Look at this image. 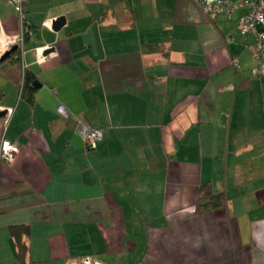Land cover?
<instances>
[{"label": "crops", "instance_id": "crops-1", "mask_svg": "<svg viewBox=\"0 0 264 264\" xmlns=\"http://www.w3.org/2000/svg\"><path fill=\"white\" fill-rule=\"evenodd\" d=\"M244 13L27 0L24 46L1 61L22 22L0 0V141L21 147L0 162V264H264V75ZM27 72L40 83L32 102ZM81 123L103 129L96 148ZM208 183L227 206L199 215Z\"/></svg>", "mask_w": 264, "mask_h": 264}, {"label": "built area", "instance_id": "built-area-1", "mask_svg": "<svg viewBox=\"0 0 264 264\" xmlns=\"http://www.w3.org/2000/svg\"><path fill=\"white\" fill-rule=\"evenodd\" d=\"M8 2L15 12L19 14L22 30L18 36H6L1 39L4 47L3 53L11 50L14 46H18L21 49L25 43L24 7L27 0H8ZM198 4L203 13L209 16L224 15L231 18L234 12L246 9V13L238 19V30L242 36L252 35L254 37V41L249 45L252 58L256 62L253 74L255 76L264 75V2L262 0H198ZM49 48L47 46L46 48L38 49V54L42 55L43 50ZM234 64L237 66V60H234ZM57 113L63 118H67L70 115L65 105H59ZM79 133L88 149L96 148L98 141L104 135L103 129L90 128L82 123L79 126ZM20 152L21 147L18 143L12 142L5 137L0 141V162L11 163ZM79 263L98 264L92 257H83Z\"/></svg>", "mask_w": 264, "mask_h": 264}, {"label": "trees", "instance_id": "trees-1", "mask_svg": "<svg viewBox=\"0 0 264 264\" xmlns=\"http://www.w3.org/2000/svg\"><path fill=\"white\" fill-rule=\"evenodd\" d=\"M26 32L27 31L25 28V41L27 38ZM19 52H20V49L14 52L10 57H13L14 55L18 56ZM252 73H253V70H252ZM256 77H260V76H256ZM33 82H34V76L31 73L27 72L25 74V80H24V93L27 95L28 100L30 102L34 100L35 91H36L33 86ZM226 206H227V200H226V196L224 193H219V194L214 193L212 186L209 183L201 186L199 190V198H198V204H197V212L199 215H204V214H208L210 212L216 211V210L225 209ZM23 229L24 227L23 228L16 227L14 232L17 230H23ZM17 242H18V247H19L20 258L22 259V261H25L28 255V246L21 238L18 239Z\"/></svg>", "mask_w": 264, "mask_h": 264}, {"label": "water", "instance_id": "water-1", "mask_svg": "<svg viewBox=\"0 0 264 264\" xmlns=\"http://www.w3.org/2000/svg\"><path fill=\"white\" fill-rule=\"evenodd\" d=\"M65 21H66V19L64 17L58 18L57 20L54 21L53 28L55 30H59L63 25H65ZM17 50H18V46H14L11 50L5 52L1 57V61L8 59ZM52 50L53 49H49L46 53L48 54ZM33 86L35 88H39L40 83L38 81H34ZM5 116H6V111H0V119L4 118ZM76 264H80V263H76Z\"/></svg>", "mask_w": 264, "mask_h": 264}]
</instances>
